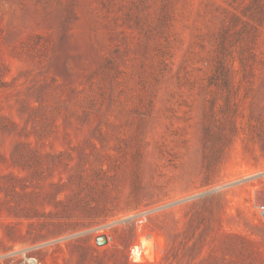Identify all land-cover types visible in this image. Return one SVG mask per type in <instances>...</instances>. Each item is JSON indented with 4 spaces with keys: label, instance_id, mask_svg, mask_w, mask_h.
I'll list each match as a JSON object with an SVG mask.
<instances>
[{
    "label": "rangeland",
    "instance_id": "rangeland-1",
    "mask_svg": "<svg viewBox=\"0 0 264 264\" xmlns=\"http://www.w3.org/2000/svg\"><path fill=\"white\" fill-rule=\"evenodd\" d=\"M0 264H264V0H0Z\"/></svg>",
    "mask_w": 264,
    "mask_h": 264
},
{
    "label": "water",
    "instance_id": "water-1",
    "mask_svg": "<svg viewBox=\"0 0 264 264\" xmlns=\"http://www.w3.org/2000/svg\"><path fill=\"white\" fill-rule=\"evenodd\" d=\"M96 242H97L98 244H102V243L106 242V237H105L104 235H102V236H98V237L96 238Z\"/></svg>",
    "mask_w": 264,
    "mask_h": 264
},
{
    "label": "bare ground",
    "instance_id": "bare-ground-1",
    "mask_svg": "<svg viewBox=\"0 0 264 264\" xmlns=\"http://www.w3.org/2000/svg\"><path fill=\"white\" fill-rule=\"evenodd\" d=\"M139 249L140 247H137L136 249H134V251L139 252Z\"/></svg>",
    "mask_w": 264,
    "mask_h": 264
}]
</instances>
